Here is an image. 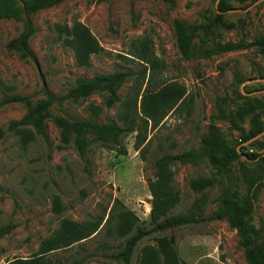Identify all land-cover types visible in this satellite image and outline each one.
Listing matches in <instances>:
<instances>
[{"label":"rangeland","instance_id":"1","mask_svg":"<svg viewBox=\"0 0 264 264\" xmlns=\"http://www.w3.org/2000/svg\"><path fill=\"white\" fill-rule=\"evenodd\" d=\"M40 1L11 0L10 8ZM28 19L31 55L24 57L7 44L22 32L25 16L0 17V230L9 229L0 236V264L37 254L62 219L92 233L48 254L52 262L124 264L120 253L139 228L147 234L129 264H141L146 251L156 253L158 240L170 237L187 264H264V0H64ZM74 23L101 49L86 67L76 64L73 48L56 31ZM177 24L197 28L186 56ZM141 44L148 62L139 57ZM225 45L238 48L218 50ZM120 73L127 76L111 89L68 96L80 80ZM168 83L182 86L185 100L155 125L145 123L129 106L145 88ZM46 92L58 101L41 108ZM29 111L44 136L33 134L23 147L9 125ZM74 121L113 123L124 132L109 146L84 130L79 151L73 125L62 143L63 125ZM211 127L225 151L238 155L224 170L206 160L174 163L178 200L165 217H155L148 186L155 161L200 150ZM243 171L263 173L261 183L249 188ZM223 201L238 211L237 227L222 213ZM179 217L187 223L153 231Z\"/></svg>","mask_w":264,"mask_h":264},{"label":"trees","instance_id":"2","mask_svg":"<svg viewBox=\"0 0 264 264\" xmlns=\"http://www.w3.org/2000/svg\"><path fill=\"white\" fill-rule=\"evenodd\" d=\"M64 0H41L40 3L24 4L18 9L10 8L11 0H0V17L1 18H17L19 15L25 16V23L22 32L19 36L11 40L7 44V49H14L21 53L22 56H30V50L27 45V39L31 33V24L28 19V14L42 7H50ZM56 31L59 36L63 37V41L72 47L76 64L79 67H86L89 64V57L97 54L101 49L97 42L91 36L89 30L79 24L74 23L71 27L57 25ZM197 28L186 26L184 24L176 25L177 42L183 56H186L191 38L195 34ZM145 44L140 45L141 60L148 62L146 58ZM238 48L237 45H225L219 47V51H233ZM140 53V52H139ZM152 65V64H151ZM127 76L125 73L110 75L106 77H95L91 80H80L76 86L72 87L68 96L77 98L84 96L96 90L111 89L113 86L120 84ZM186 98V91L182 86L176 83H168L158 89H149L148 87L139 95L136 101L129 106L134 110L136 116L141 117L145 123L148 121L154 125L168 113L169 110L175 109L177 104L182 103ZM16 101H21L20 98H15ZM58 99L49 92H46V100L42 103L41 108H44ZM127 122H131L129 114L123 116ZM77 133V144L80 151L81 133L84 130H92L102 141L104 145L116 146L119 136L124 132V129L119 128L115 124L108 126H100L92 122L74 121L73 124L65 123L63 125L62 143L65 144L68 139L69 126ZM28 127L33 129L34 133L27 130ZM130 128V127H129ZM9 130L19 135L21 145L24 147L32 141L33 134L44 136L42 127L34 116L32 111L27 112L20 120L10 123ZM1 136V133H0ZM141 142L145 140L144 136H140ZM238 155L237 150L232 149L225 151L220 142L219 134L216 129L210 128L208 135L205 137L203 147L198 151L189 150L173 156H165L157 159L154 163V180L149 183L150 196L152 198V214L155 217H165L172 207L175 206L178 196L172 189V172L170 167L174 163L187 164L197 163L200 161H208L215 167L224 170L230 161ZM245 157H250L245 155ZM264 159L260 157V160ZM243 179L249 188L261 183L263 173L252 175L243 171ZM55 210L59 211V204L55 202ZM222 213L226 215L229 222L237 227L239 225V214L233 204L228 201L222 202ZM187 223V219L179 217L176 219L165 220L157 223L153 231H164L171 228H177ZM8 227L0 230V236L8 231ZM91 231L84 225H80L68 219H62L58 231L49 239L42 240L38 253L30 258L21 259L15 258L7 262V264H64L60 261H50L46 256L54 251L67 249L75 243L83 241L91 236ZM144 231L137 228L136 233L130 237L120 253L124 264H129L136 244L146 235ZM173 238L159 239L157 252L146 251L143 254L141 264H158L157 256L160 255L162 264H187L183 259L179 260L176 252L172 248Z\"/></svg>","mask_w":264,"mask_h":264}]
</instances>
